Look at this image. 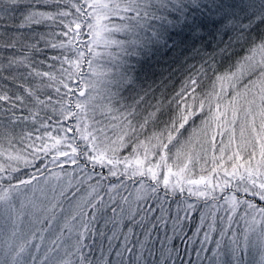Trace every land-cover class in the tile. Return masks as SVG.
<instances>
[{"label":"snow or ice","instance_id":"1","mask_svg":"<svg viewBox=\"0 0 264 264\" xmlns=\"http://www.w3.org/2000/svg\"><path fill=\"white\" fill-rule=\"evenodd\" d=\"M0 264H264V0H0Z\"/></svg>","mask_w":264,"mask_h":264},{"label":"trees","instance_id":"2","mask_svg":"<svg viewBox=\"0 0 264 264\" xmlns=\"http://www.w3.org/2000/svg\"><path fill=\"white\" fill-rule=\"evenodd\" d=\"M50 56L51 55H54L55 52L53 51H49L48 53ZM193 63H198V61H195V60H189L188 61V64H193ZM219 67V65L217 66ZM164 69V74L162 75L161 74V71ZM44 70H47L46 68ZM168 72V78L167 80L165 81V78H164V81H163V77L165 75V73ZM186 73H187V66H184L182 65V63L180 62H177V63H172L171 61L167 62V63H161V65L159 66V70L157 71V74H156V77H154L155 79V85H153V87H158L160 85H163L164 86V96L166 97H170V96H174L177 92L180 91L181 89V84L183 83L184 79L186 78ZM162 75V76H160ZM211 75V74H209ZM156 79H158V81H156ZM161 82V83H160ZM208 85V81L205 80L202 82V87H207ZM199 91V89L197 90ZM167 117H165L166 119ZM197 123H199V121H197ZM187 127V126H186ZM55 134V133H53ZM194 140L193 142H203V138L202 136L200 135H196L193 137ZM225 139H227L226 135H225ZM218 143V141H217ZM204 147L207 148V144L204 143ZM121 156H125V155H128V152L127 150H124L120 153ZM217 155H219V153H217ZM65 167H68L69 169H72V166L71 165H65ZM28 171H31V169H29ZM105 173H107V169L104 170ZM115 179V178H113ZM135 188H138L139 185H135L134 186ZM131 189V188H130ZM125 195H127V193H123Z\"/></svg>","mask_w":264,"mask_h":264},{"label":"rangeland","instance_id":"3","mask_svg":"<svg viewBox=\"0 0 264 264\" xmlns=\"http://www.w3.org/2000/svg\"><path fill=\"white\" fill-rule=\"evenodd\" d=\"M164 69L161 71V74L163 75L164 74ZM162 75H160V76H162ZM156 77V76H155ZM164 78H165V81L167 80V78H168V72L167 73H165V75H164V77L162 78L163 79V81H164ZM156 81H158V79H156ZM157 83V82H156ZM155 83V84H156ZM161 83V82H160ZM154 84V85H155ZM154 89H155V91H156V97L158 98V99H164L165 98V96H164V91H163V89H164V86L163 85H160V86H158V87H153ZM167 97V96H166ZM199 123H197V125H198ZM193 140H194V138H193ZM196 143V142H195ZM194 143V144H195ZM65 169L67 170V171H69V172H71L72 171V169H69L68 167H65ZM51 171L52 172H59L60 171V169L59 168H56L55 166H52L51 167ZM61 179H64V176H63V174H61ZM139 188V187H138ZM132 189H130V191H131ZM125 195V194H124Z\"/></svg>","mask_w":264,"mask_h":264}]
</instances>
